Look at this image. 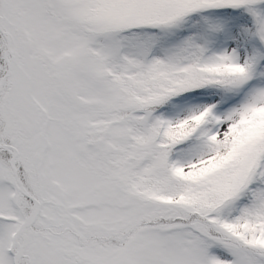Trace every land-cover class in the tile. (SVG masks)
I'll return each mask as SVG.
<instances>
[{"label": "snow or ice", "instance_id": "obj_1", "mask_svg": "<svg viewBox=\"0 0 264 264\" xmlns=\"http://www.w3.org/2000/svg\"><path fill=\"white\" fill-rule=\"evenodd\" d=\"M0 264H264V0H0Z\"/></svg>", "mask_w": 264, "mask_h": 264}]
</instances>
